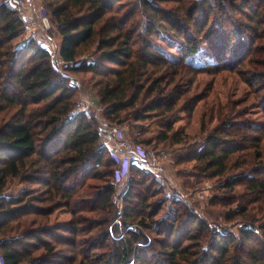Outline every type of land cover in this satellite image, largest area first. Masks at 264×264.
I'll list each match as a JSON object with an SVG mask.
<instances>
[{"label":"trees","instance_id":"obj_1","mask_svg":"<svg viewBox=\"0 0 264 264\" xmlns=\"http://www.w3.org/2000/svg\"><path fill=\"white\" fill-rule=\"evenodd\" d=\"M40 1L59 29L60 57L75 64L66 71L92 76L107 120L154 126L133 136L144 152L189 144L188 134L173 124L181 98L163 95L168 88L162 84L170 87L205 70L189 59L214 42L207 33L214 13L225 15L230 8L245 14L255 7L263 13L248 17L264 22V0ZM159 40H168L181 57L165 53ZM87 53L97 60L77 63ZM207 64L204 72L216 66ZM78 96L53 68L49 52L26 40L11 0H0V255L5 264H264L263 128L227 104L230 112L224 116L221 109V126L207 133L204 146L179 151L173 159L174 167L191 166L196 178H224L219 186L224 196L212 205L228 209L226 223L243 225L237 234L225 235L180 207L160 217L161 190L149 173L136 168L120 195L119 212L114 197L122 166L102 143L92 114L77 112ZM183 102L182 108L192 110L191 101ZM15 181L25 191L3 198ZM37 184L45 188L39 201L29 188ZM60 205L72 216L69 228L41 227ZM119 217L121 226L113 225ZM54 257L58 260L49 261Z\"/></svg>","mask_w":264,"mask_h":264},{"label":"rangeland","instance_id":"obj_2","mask_svg":"<svg viewBox=\"0 0 264 264\" xmlns=\"http://www.w3.org/2000/svg\"><path fill=\"white\" fill-rule=\"evenodd\" d=\"M253 11L263 13L262 9L255 7L252 11L246 8L245 14L233 12L230 8L224 11L225 15L221 11L215 16V12L211 18L213 22H211L207 32L213 36L214 42L210 46L203 45L201 48L207 50L203 51L199 56L189 59V61L194 63L195 67H205V70L192 76L189 79L191 82H188L189 80L176 79V82L170 87L168 82H166V86V83L162 84L164 89L168 88L167 91L164 90L163 95L173 96L178 94V97L181 98L180 106H177L178 110L174 113L173 124L176 131H184L190 137L189 144L185 149L191 147L192 149H199L204 146L207 133H213L221 126V109H224V116L230 112L227 104L231 105L232 111L238 113L237 115L245 117L257 127L264 129V22H260V17L256 19L249 18L248 14L254 15ZM47 19L52 26L51 37L48 38V42L57 50L61 44L59 29L52 20ZM45 43H40L39 46L43 47ZM251 43H254V47L248 52ZM157 44L164 48L165 53H168L174 59L181 57L180 52L173 48L168 40H159ZM93 50H96V48ZM96 60L97 57L87 53L77 63H91ZM219 62L222 63L220 64ZM207 63L211 65L213 63L216 66L209 67L213 68L210 72H204L208 69L206 67ZM56 72L66 77L68 83L78 89L79 96L76 110H81L82 105L90 99L98 100L92 80H90L92 77L90 74H72L67 72L66 68L56 70ZM175 85H177L178 90L173 88ZM185 99L193 103L192 110L191 107L182 108L185 105L183 102ZM121 125L127 127L126 138L131 142H133V136H136L138 132L154 128L150 121L134 122L129 120ZM149 135H153V133L147 134V136ZM185 149L169 145L167 147L161 146L160 150L162 151L160 152L152 148L149 150L157 153L165 152L169 159L161 175H153L147 172L151 175L153 183L157 185L155 189L159 188L161 190L158 197L163 199L165 205L160 217L167 218L169 215L172 216L175 208L180 207L206 220L216 232L225 235L237 234L238 224L240 223L232 224L224 221L228 209L219 205H212L214 198L224 196L223 191H219L220 181H223L224 178L219 181L196 178L191 166L186 164L178 167L173 166V159H175L177 153ZM129 182L117 188L114 202L119 212L123 208V201L120 200V195L124 194ZM25 187V185L15 181L6 194L3 195V198L11 199L16 197L25 191ZM29 188L32 189V196L39 201L38 197L44 194L45 188L39 184L29 186ZM35 205L42 208L48 207V204L39 202H36ZM236 207L233 206L235 209ZM71 220L72 216L68 209L60 205L47 220L41 222V227H46L48 224L50 227H55V229L66 230L69 228ZM119 220L120 217L115 220L113 225L120 224ZM39 221H41V218H39ZM58 233L63 234L61 232ZM39 235L44 239H49L47 235L42 233ZM58 249H61L62 252L61 247ZM56 258H51L49 261Z\"/></svg>","mask_w":264,"mask_h":264},{"label":"built area","instance_id":"obj_3","mask_svg":"<svg viewBox=\"0 0 264 264\" xmlns=\"http://www.w3.org/2000/svg\"><path fill=\"white\" fill-rule=\"evenodd\" d=\"M11 4L19 11L22 17L25 25L26 40L38 45L46 42L43 48L48 50L55 71L75 65L74 63H65L59 54L60 47L56 50L48 42V38L51 37L52 26L47 19L45 6L40 0H11ZM77 112H90L92 114L102 143L108 148L111 157L121 164L122 169L116 173L119 185L129 182L132 168L149 172L153 175H161L164 172V166L169 161L168 155L165 152H144L136 144L129 141L126 138L127 127L110 123L105 116L104 107L98 100L90 99L86 101L82 105L81 110L78 109ZM120 200L123 201V197H120ZM242 226L241 223L238 224V228ZM130 228H133V226ZM0 264H5L1 255Z\"/></svg>","mask_w":264,"mask_h":264},{"label":"water","instance_id":"obj_4","mask_svg":"<svg viewBox=\"0 0 264 264\" xmlns=\"http://www.w3.org/2000/svg\"><path fill=\"white\" fill-rule=\"evenodd\" d=\"M124 168H125V166H124Z\"/></svg>","mask_w":264,"mask_h":264}]
</instances>
